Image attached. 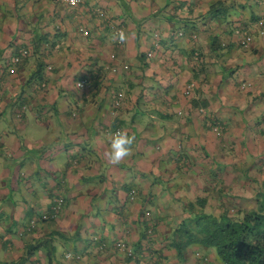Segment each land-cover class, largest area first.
I'll use <instances>...</instances> for the list:
<instances>
[{
  "label": "crops",
  "instance_id": "0c3cea01",
  "mask_svg": "<svg viewBox=\"0 0 264 264\" xmlns=\"http://www.w3.org/2000/svg\"><path fill=\"white\" fill-rule=\"evenodd\" d=\"M235 190H264V0H0V264H221L175 232Z\"/></svg>",
  "mask_w": 264,
  "mask_h": 264
},
{
  "label": "trees",
  "instance_id": "16d2710c",
  "mask_svg": "<svg viewBox=\"0 0 264 264\" xmlns=\"http://www.w3.org/2000/svg\"><path fill=\"white\" fill-rule=\"evenodd\" d=\"M219 197L223 199L221 194ZM224 199L219 203L221 210H207L208 196H198L185 204L188 216L175 232L178 235L177 245L187 247L198 244L212 249L221 264H264V190H256L253 197L241 198L246 204L240 203L239 207L232 208L228 198ZM45 245V240L39 241L29 248L28 254ZM55 251V246L50 247V257ZM197 256L201 258L200 264L210 262L201 252H197ZM25 260L23 258L21 264Z\"/></svg>",
  "mask_w": 264,
  "mask_h": 264
},
{
  "label": "built area",
  "instance_id": "2783aa9c",
  "mask_svg": "<svg viewBox=\"0 0 264 264\" xmlns=\"http://www.w3.org/2000/svg\"><path fill=\"white\" fill-rule=\"evenodd\" d=\"M53 1L58 2V3H61V4L69 5L71 7H75V6H77L80 3L81 0H53ZM120 32H123L124 33V30L122 28H120V27L115 28V30H114L115 42H116V45H118V46L124 44V41H120L119 40L118 34ZM250 42H251V37L250 36H247L244 40H242V45L245 46V47H248L249 44H250ZM27 53H28V50H24L23 51V54H27ZM112 57L114 58L115 55H112ZM15 61L17 63H20L22 61V57L21 56H16L15 57ZM89 82H90V79L89 78H85L84 80H82L81 86H84L86 84H89ZM193 86H194V84L189 85L188 89L189 88L191 89ZM23 109H26V106H24ZM119 129L120 128H117L116 130H119ZM214 130L219 133L220 132V127L215 126L214 127ZM132 193H135V190H133ZM64 201H65L64 197H58V198H56L55 204L53 206V209H54L55 213H58L61 210V208H62V206L64 204ZM149 214L150 213L147 212V215H149ZM32 224L34 225V221L32 222ZM106 247L107 246H106L105 243H100L99 244V248L100 249H106ZM115 248L120 249V250H123V251H126L131 256H135L134 250L132 249V247L128 246V244H126L123 241H117V242H115ZM71 255L72 254L69 253L68 254V257H70Z\"/></svg>",
  "mask_w": 264,
  "mask_h": 264
},
{
  "label": "clouds",
  "instance_id": "9594fccd",
  "mask_svg": "<svg viewBox=\"0 0 264 264\" xmlns=\"http://www.w3.org/2000/svg\"><path fill=\"white\" fill-rule=\"evenodd\" d=\"M118 36L120 41H124L126 39L123 32H120ZM134 143L135 137L123 129L116 130L115 132L113 131V133L109 136V151L107 153L111 162L113 164H118L123 159L129 157Z\"/></svg>",
  "mask_w": 264,
  "mask_h": 264
},
{
  "label": "rangeland",
  "instance_id": "374dc122",
  "mask_svg": "<svg viewBox=\"0 0 264 264\" xmlns=\"http://www.w3.org/2000/svg\"><path fill=\"white\" fill-rule=\"evenodd\" d=\"M256 190H235L234 192L237 193V195H235L234 197H229L228 200L229 202H237L239 203L241 198H245L246 196L248 197H253L254 196V193H255ZM240 194V195H239ZM246 195V196H245ZM245 196V197H244ZM215 199H218V198H215ZM241 203H244V200H241ZM246 204V202L244 203ZM243 204V205H244ZM222 205H217L216 201L212 198L211 200V204L209 205V208H214V209H217V208H220ZM232 207V206H231ZM177 235V233H176Z\"/></svg>",
  "mask_w": 264,
  "mask_h": 264
}]
</instances>
